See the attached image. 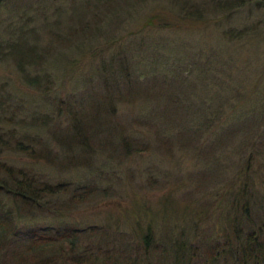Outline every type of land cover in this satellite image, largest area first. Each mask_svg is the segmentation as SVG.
I'll use <instances>...</instances> for the list:
<instances>
[{
  "label": "rangeland",
  "instance_id": "374dc122",
  "mask_svg": "<svg viewBox=\"0 0 264 264\" xmlns=\"http://www.w3.org/2000/svg\"><path fill=\"white\" fill-rule=\"evenodd\" d=\"M199 1L207 5H223L228 12L215 14L221 27L218 29V24L212 25V32L203 31L202 25L197 23H183V26L190 24L193 33L178 34L192 37L188 39L198 40L210 49L219 47L222 29L248 27L250 34L254 35L253 41L246 40L245 51L237 56V64L231 65L235 74L230 76L227 69L226 60H233L232 56H225L219 64H213V69L221 68V71H214L215 82L209 85L210 80H207L205 87L210 97L208 100L220 97L217 101H205L206 94L202 86L197 85L194 90H184L186 94L179 90L176 104L167 100L157 101L152 95V100L138 102L134 106L125 100L127 95H122L127 88L123 76L117 86L109 69L106 72L109 75L107 81L104 73H93L89 63L92 54L81 50L89 44L103 43L108 40L107 37L124 36V45L131 47L124 55L134 68L138 58L134 53L139 39L138 35L134 36L137 34L135 31L151 29L150 25H144L149 15L153 25L162 15H172L173 11L169 9L172 0H159L160 3L141 0L143 6L139 4L140 7L134 6L130 0H91L93 7L85 3L80 6V1H57L56 7H68L64 10L67 14L61 15V18L50 16L49 29L43 28L38 32L42 38L45 61L33 73L44 77L42 88L26 85L11 59L7 56L0 59V135L9 144L15 140L13 134L17 138L26 136L28 138L24 140L29 146H34L31 141L38 138L42 140L39 143L42 147L45 144L49 146L53 156L39 157L41 155L34 154V151L32 154L14 151L1 144L0 163L33 173L43 182L60 183L64 190L46 198L48 201L39 221L34 218L29 220L28 217L23 224L25 231L37 226L44 230L54 225L72 228L79 236L80 253L85 245L93 248L99 243L108 248L125 246L124 252L129 253L128 248L132 251L136 245V237L132 234L134 230L143 231L145 226L151 225L158 241L168 231L172 239L179 233L185 239L189 237L187 246L201 258H196L194 262L202 264L204 258L201 256L210 252L211 246L222 242V232L227 230L232 233L225 214L231 207L233 186H237L248 167L254 184L253 205L264 206L259 203L260 199H264L261 194L264 193V0ZM71 6L74 7V16L71 15ZM1 10L0 47H4L9 25H12L11 30H15L31 14L23 16L24 10L14 12L10 7ZM79 11H86L85 15L76 16ZM129 14H137V21L132 20ZM85 21H88L86 28L82 27ZM96 24L103 35L99 36L100 32L96 35L93 31ZM89 26L92 28L87 30ZM145 40L148 41L147 37ZM235 45L231 44L232 47ZM4 51H7L6 48H0V56ZM111 54L114 55L112 50L106 57ZM176 57L184 58V55L180 53ZM190 59L187 57L184 62L189 63ZM138 81L139 84L165 82L161 76L153 80L143 76ZM110 90L115 94L113 109L106 104L101 105L100 100ZM235 93H241L243 98L236 100ZM226 98L229 99L226 105L229 116L217 118L211 131L203 138L191 140L188 132L193 121L190 112L184 115L187 108L193 104L194 108L200 109L197 115L200 118L195 120L200 122L206 107V113H213L221 99ZM69 107L75 109L81 120L91 124L98 139L103 138L105 127L125 126L128 138L135 140L141 151L135 152V147L125 145L122 151L126 155H123L122 151L113 152L107 144L100 146L95 141L91 154L62 151L55 136L66 137L67 128L71 125ZM179 109H184L181 114ZM173 111L178 115L172 116ZM141 115L149 118L150 125L140 123ZM164 115L169 117H162ZM237 122L246 126L237 129ZM20 124H24L23 128ZM108 141L111 140L108 138ZM37 148L41 147L34 148L36 153L42 151ZM259 209L253 207V216L258 220L264 219ZM230 214L233 215V211ZM139 223L143 227L136 226Z\"/></svg>",
  "mask_w": 264,
  "mask_h": 264
},
{
  "label": "trees",
  "instance_id": "16d2710c",
  "mask_svg": "<svg viewBox=\"0 0 264 264\" xmlns=\"http://www.w3.org/2000/svg\"><path fill=\"white\" fill-rule=\"evenodd\" d=\"M57 1L59 0H0V10L10 7L11 11L14 12L24 10L23 16L26 13L31 14L26 20L22 17L20 22L24 18L23 25L18 26L15 30H11L12 25H9L10 31H7L8 39L3 43L4 47H0L3 50L6 48L7 51L4 52H7V54L2 52L0 59L6 56L11 59L22 81L26 85L36 89L42 88V84L45 81L44 77L38 73H33L37 72L35 71L36 68H40L42 61H45L42 38L38 32L42 31L43 28L49 29L50 24L48 23V19L50 16L61 18V15L67 14L65 9L68 7L65 9L63 7H56L55 3L57 4ZM68 1L71 2V0ZM72 1H80V6L85 3V5L89 4L93 7L91 0ZM130 1L135 4L134 6H139V4L143 6L141 0ZM158 1L153 0V3H160ZM72 8L74 7L71 6V11L73 12L71 15L74 16L75 11ZM225 8L229 7L225 6ZM169 9L173 11L172 15H162L158 18V23L155 25L151 23L152 20H149L150 15L146 17L144 25H150L151 29H148L146 32H144V29L135 31L137 34L134 36L138 35L139 39H137L138 44L134 53L138 57L134 68L130 60L124 55L131 48L128 45H124V36L118 38L107 37L109 41L106 40L103 43L99 41L95 45L89 44L84 49H81L82 52L87 50V52L92 54L89 56V63L93 73H104L105 80L107 81V76L109 75L106 72L109 69L110 74L114 76L113 80L117 86L121 84V76H123L122 78L125 82L127 81V88L124 91L125 94L122 95H127L125 100L129 104H134V106L138 102L152 100V95L157 101L167 100L176 104L179 90L185 93L184 90L191 88L194 90L197 88V85L202 86L204 95L206 94V98L204 99L207 101L210 97H208L209 93L205 87V82L210 80L209 85L215 82L213 72L217 69H213V64H219L220 59L223 60L225 56L228 58L229 56L234 57L233 60L226 58L229 67L227 69L229 70V75L232 76L234 72L231 65L237 64V56L244 53L246 40H254V35L253 33L252 35L250 34L251 32H249L250 29L248 27L222 29L220 31L221 38L218 39L219 47L210 49L208 46L201 45L198 40H190L188 38L192 37L187 38L178 33H186L188 31H190L189 33H193L189 25L194 23L202 25L203 31L205 29L208 31L212 30V25L219 23L215 14L228 12L222 4L213 3L207 5L205 2L199 0H172ZM85 12L79 11L76 16L81 17L85 15ZM137 14H129L128 16L130 18L132 16V20H136L139 17ZM83 19L87 20L84 16ZM88 21H85L82 27L86 28ZM39 22L41 25H39ZM129 23H132V21ZM183 23L190 24L183 26L181 25ZM218 27L221 26L219 25L216 28ZM91 28L89 26L87 30ZM92 29L96 32V35L99 32V36L103 35L102 30H100L97 24ZM54 31L57 32L55 29ZM160 32H162V35ZM145 36L148 41L145 40ZM11 37L14 39L10 40ZM237 42L241 43L237 46L235 45ZM231 44L235 46L232 47ZM110 50L114 52V55L111 54L106 57V54H109ZM180 53L184 55V58L176 57ZM187 57L191 58L190 62L187 63L185 61L187 64H184V59ZM57 58L63 59L61 56ZM68 62L70 61L68 60ZM220 69L217 71H221ZM143 76H145V79L152 80L156 76H161L165 82L158 84L159 82L149 81L145 84L142 82L139 84L138 79ZM238 81L241 80L239 79ZM48 83L50 84V81ZM114 95L111 93V90L110 92L108 91L107 95L100 99L101 105L106 104L113 109ZM235 97L236 100L243 98L241 93H237V95L235 93ZM219 99L220 97H211V100L208 101H217ZM228 101V98L225 100L221 99V103L215 107L213 113H206V107L204 109L206 111L201 113L202 119L200 122L195 121L197 115L200 114V109L194 108L191 103V107L187 108L184 112V115H187L188 112L192 115L191 121L193 122L189 124L190 131L188 132L191 140L203 138L207 132L211 131L214 126L213 122L217 118L229 116L226 113ZM184 109H179L178 113L181 114ZM68 112L71 125L67 128L66 137L60 138L55 136L60 143L62 151H67L68 153L73 151H80L82 153L84 151L85 155L91 154L92 143L95 142L100 146L102 143L104 145L107 144L113 152H117V150L121 152L124 150L123 147L125 145L135 147V152L141 151L137 142L135 140L130 141V137L128 138L125 126L117 124L116 126L105 127L103 138L98 139L96 131L93 130L91 124L81 120L75 109L69 107ZM112 114L114 113L112 112ZM176 115H178L177 112L173 111L172 116ZM184 115H181L182 118H184ZM167 116L164 115L162 117ZM197 118H200V116ZM139 120L141 124L150 125L149 118L141 115L139 116ZM237 121L240 120L237 119ZM22 122L24 121L22 120ZM237 123L235 126L237 129L246 126V124L242 125V122ZM23 125H21L22 128ZM0 136V145L2 144L4 147L12 148L14 151L30 152V154L34 151V154L41 155H38L39 157L50 156L53 158L49 146L45 144L42 147L40 145L42 140H38V138L33 139V142L31 141V144L34 146H29L25 143V140L28 138L26 136L17 138L13 134L15 140L12 144L5 141L3 135ZM108 138L111 141H108ZM38 145L41 147L37 148L38 151H42L36 153L37 150L35 151L34 148L38 147ZM121 154L126 155L125 152ZM247 161L250 163V157H248ZM248 169L249 167L237 186L234 184L229 205L231 207L225 214V219L228 221L232 233H229L227 230L222 232V242L214 245V247L211 246L210 252L207 251L201 256L204 258L202 264H264V219L258 220V217H254L252 213L253 207L256 208L257 206L260 208L259 214L264 215V206L261 207L259 204L253 205L255 198L254 184L252 177L248 174ZM62 191L64 190L60 183L51 184L43 182L33 173H27L23 169H15L11 165L0 163V264H198L194 260L196 258L201 260L200 255L198 257V253L193 252L187 246L186 240L189 237L185 239L182 233H179L175 239H172V237L168 236L170 235L168 231L158 241L151 225L145 226L143 231L134 230L133 232L132 230V234L136 237V245L133 246L134 250L132 251L128 248L127 251L129 253L124 252L125 246L120 247V249L108 248L105 244L99 242V245L94 244L93 248L90 245H85L80 253L78 252L79 236L72 228H62L54 225L44 230L37 226L36 229L25 231L23 224L27 221V218L30 217L28 218L29 220L34 218L33 220L39 221L44 204L48 201L46 198L55 196ZM257 192L260 191L258 190ZM261 194L262 198H264V193L261 192ZM259 203L263 205L264 199H260ZM232 211L233 215L230 214ZM23 212L25 213L23 214ZM136 226L140 228L142 225L139 223Z\"/></svg>",
  "mask_w": 264,
  "mask_h": 264
}]
</instances>
